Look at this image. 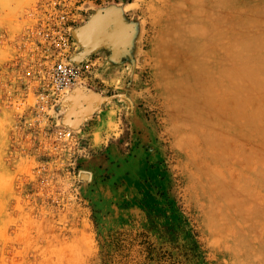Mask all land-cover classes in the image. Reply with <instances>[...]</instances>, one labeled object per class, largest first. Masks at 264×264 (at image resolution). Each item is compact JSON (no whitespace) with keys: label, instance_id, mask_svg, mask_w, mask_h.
<instances>
[{"label":"rangeland","instance_id":"374dc122","mask_svg":"<svg viewBox=\"0 0 264 264\" xmlns=\"http://www.w3.org/2000/svg\"><path fill=\"white\" fill-rule=\"evenodd\" d=\"M105 12L113 39L76 87L115 97L131 81L161 158L104 207L84 164L112 143L131 155L136 133L118 109L100 145L97 109L64 121L76 87L55 101L43 86L65 49L56 20ZM128 237L181 264H264V0H0V264H104Z\"/></svg>","mask_w":264,"mask_h":264},{"label":"crops","instance_id":"0c3cea01","mask_svg":"<svg viewBox=\"0 0 264 264\" xmlns=\"http://www.w3.org/2000/svg\"><path fill=\"white\" fill-rule=\"evenodd\" d=\"M129 80L136 79L137 62L127 63ZM137 88L128 81L124 90H120L107 102L98 106L94 116L92 140L101 145L104 132L115 130L118 120V109H122L130 128L136 133L139 143L134 144L131 155L124 153L117 143L110 144L106 151L90 156L84 170L96 182V189L90 191V196L99 206H111L110 197L113 186L121 184L125 187L138 186L141 181L154 169L153 164L161 158V148L156 141V130L145 114L144 109L138 105ZM92 117V116H91ZM108 173L106 181L100 180L102 174Z\"/></svg>","mask_w":264,"mask_h":264},{"label":"water","instance_id":"95a60500","mask_svg":"<svg viewBox=\"0 0 264 264\" xmlns=\"http://www.w3.org/2000/svg\"><path fill=\"white\" fill-rule=\"evenodd\" d=\"M111 20V12L99 13L91 19L89 24L78 26L73 29V37L76 38L83 47L82 50L74 54V61L78 63L83 62L91 51L113 39V35L105 31L107 24L111 22ZM111 98L113 97L101 96L85 87H76L68 97L71 107L64 121L75 127L82 118L93 113L98 109L100 104Z\"/></svg>","mask_w":264,"mask_h":264},{"label":"built area","instance_id":"2783aa9c","mask_svg":"<svg viewBox=\"0 0 264 264\" xmlns=\"http://www.w3.org/2000/svg\"><path fill=\"white\" fill-rule=\"evenodd\" d=\"M62 18L64 19L65 16H62ZM69 21H75V19H70ZM56 24L58 25V32L65 39V49L59 51L58 58L53 62L43 86L55 101L63 93L87 79L88 73L92 72L91 67L96 63L95 61H89L90 59L80 63L74 61L73 56L77 49V43L72 34L74 26L69 24L68 20H56ZM55 136L62 140L71 139L73 132L64 127L56 128Z\"/></svg>","mask_w":264,"mask_h":264},{"label":"trees","instance_id":"16d2710c","mask_svg":"<svg viewBox=\"0 0 264 264\" xmlns=\"http://www.w3.org/2000/svg\"><path fill=\"white\" fill-rule=\"evenodd\" d=\"M115 252L102 258L104 264H181L168 252H156L154 244L136 237L111 240Z\"/></svg>","mask_w":264,"mask_h":264}]
</instances>
